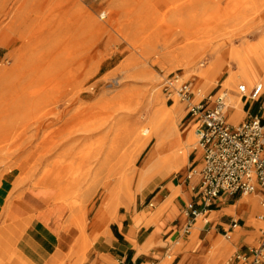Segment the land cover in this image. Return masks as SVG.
Listing matches in <instances>:
<instances>
[{
	"label": "rangeland",
	"instance_id": "1",
	"mask_svg": "<svg viewBox=\"0 0 264 264\" xmlns=\"http://www.w3.org/2000/svg\"><path fill=\"white\" fill-rule=\"evenodd\" d=\"M58 2L64 12L47 0H0V14L8 12L0 19V29L9 27L12 43L9 49L0 46V67H17L12 81L18 92L12 97L26 104L11 124L10 116L0 112V124H5L0 129L4 258L38 210L23 204L27 197L77 209L81 213L74 221L84 234L87 203L88 214L102 210L111 226L121 214L150 205L157 185L178 183L187 174L200 158L196 125L190 124L184 102L176 99L173 105L167 100L163 82L169 74H178L205 95L226 90L228 115L237 114L235 124L251 115L246 113L251 102L241 97L239 85H264V0H123L117 10L116 0ZM103 13L107 16L101 18ZM215 57L218 63L202 76ZM241 58L250 71L239 64ZM249 72L250 85L244 78ZM238 98L240 109L233 105ZM263 100L252 104L262 105ZM259 110L262 116L264 108ZM41 121L45 123L37 135ZM170 121L181 137L169 141L167 153L184 150L182 159L170 166L165 157L157 159L140 187V173L156 144L153 138L136 156L141 130ZM7 175L15 180L7 182ZM87 188L88 199L83 197ZM12 193L22 204L7 217L3 210ZM180 193L177 188L174 196ZM211 214L204 217H210L221 234V226L228 228L224 223L239 218L234 211ZM254 225L259 229L264 223L254 220ZM14 231L18 235L10 243ZM200 242L194 241L195 250ZM249 244H255L253 238ZM82 245L77 257L85 259L92 243Z\"/></svg>",
	"mask_w": 264,
	"mask_h": 264
},
{
	"label": "crops",
	"instance_id": "2",
	"mask_svg": "<svg viewBox=\"0 0 264 264\" xmlns=\"http://www.w3.org/2000/svg\"><path fill=\"white\" fill-rule=\"evenodd\" d=\"M263 97L264 92L261 99ZM261 99L252 102L259 103ZM252 102L246 113L259 114V109L264 108V100L262 105ZM189 122L196 125L194 120ZM195 151L199 153L196 149ZM199 161L200 158L193 164ZM10 175L6 176L10 179L7 182L15 180H11ZM195 182L196 178L188 179L185 174L178 183L171 180L157 185L155 189H160L151 198L152 205L121 214L111 226L106 217H101L102 210L100 213L90 211L88 214L87 203L84 234L74 221V215L81 213L77 209L73 210L67 204L56 201L49 205L39 204L36 199L27 197L23 204L36 207L39 211L25 225L7 257H0L4 264H225V260L237 247L249 244L251 238L255 244L259 242L262 227L257 229L254 220L264 223L258 219V215L264 212L261 206L254 208L243 203L244 196L235 197L236 199L222 197L211 212L236 213L242 223L232 231L235 240L232 241V237L228 239L225 233L217 232V224L213 227V223L208 222L197 228L201 242L199 249L195 250L193 244L196 240L193 239L192 230L198 223V218L188 234L183 232L187 221L184 206L192 199L191 186ZM170 183L174 188L169 186ZM177 188H180L181 193L174 196ZM254 196L258 201V196ZM83 197L88 199V188ZM233 199L235 203H228ZM19 201L16 198L18 208L11 215L19 211L22 204ZM7 204L8 201L5 202V207ZM224 224L229 226L230 223ZM221 227L223 232L228 231L225 226ZM222 236L226 237V242L222 240ZM88 241L92 245L86 251L85 259L78 258L82 244L88 245ZM226 255L228 256L225 258Z\"/></svg>",
	"mask_w": 264,
	"mask_h": 264
},
{
	"label": "built area",
	"instance_id": "3",
	"mask_svg": "<svg viewBox=\"0 0 264 264\" xmlns=\"http://www.w3.org/2000/svg\"><path fill=\"white\" fill-rule=\"evenodd\" d=\"M263 87L258 83L249 89L241 84L238 89L242 98L252 102L261 99ZM163 92L172 104L176 99L186 104L187 118L194 120L198 137L195 149L200 161L187 172L188 179L196 178V182L191 186L192 199L184 206L187 221L183 232L188 234L196 218L211 212L222 197L257 195L264 209V117L250 115L235 124L229 119L226 90L205 95L178 74L165 78ZM258 219L264 222V212ZM239 222L232 218L225 232L228 239ZM225 264H264V226L257 244L238 248Z\"/></svg>",
	"mask_w": 264,
	"mask_h": 264
},
{
	"label": "bare ground",
	"instance_id": "4",
	"mask_svg": "<svg viewBox=\"0 0 264 264\" xmlns=\"http://www.w3.org/2000/svg\"><path fill=\"white\" fill-rule=\"evenodd\" d=\"M47 1L50 3L51 2L55 3L56 9L58 11H63V12L65 11L64 6L62 4H60L58 2V0H47ZM121 1H123V0H116V2L114 4V8L116 10L121 5L120 4ZM158 8H160V6ZM109 13L110 12H108V15H109ZM7 15H8L7 11L2 12L0 14V19L6 17ZM106 16H107L106 13H103L101 15V18H104ZM7 28H9V27H7ZM7 28L4 27V28L0 29V46L6 47L9 49V48H11L12 43L7 37V33H6ZM12 56H13V52H10L8 57H12ZM218 60H219V58L215 57V60L201 71L202 76L209 74L212 71V68L218 63ZM174 62L178 63L179 59L174 60ZM238 62L245 70H247V72L250 71L248 63L243 58L238 60ZM16 68L17 67H11V68L0 67V112L6 113L7 117L10 116V118H11V120L9 121L10 124L12 123V117L14 116V114H18V112L26 105L25 102L22 99H20L19 96L12 97L15 93L18 92L17 91L18 85L14 81H12V78L14 76V72H15ZM244 78L247 80L249 85L252 83V79H250V78H252V75L250 74V72H249V74L246 73ZM150 92H151L150 95L152 96V98H154L152 91H150ZM240 104H241L240 98L233 100V105L237 106L239 109L241 108ZM68 112H69V109H67L64 112V114H62L59 118H62L63 116L65 117L68 114ZM236 118H237V114H232L229 117L230 121H232V122L238 121V120H236ZM40 123H38V126H37V129H38L37 135L41 134V127L44 126L45 122L41 121ZM4 126H5V124H3V123L0 124V129L4 128ZM177 129L178 128H177L176 124L173 121H170V122H167L164 126L159 125L155 122L154 124L152 123L151 127H149V126L144 127L141 130L140 136L143 138H142L141 143L139 144V146L136 150V156H139L142 153V151L149 144L150 140H152L153 138H156V144L146 159V162L144 164V172L140 173V178H139V186L140 187H142L143 184L147 181L148 173L152 169V167L155 164L157 159L165 157L164 158L165 164L168 166H170V164L172 165L173 163H178V161H180L182 159V154H184V150H180L179 152L175 151V152H173L172 155H169V156L167 153L168 150L171 148V144H170V143H172L171 141L174 138H175L174 142L176 141V139H177V141L179 140L180 135H178ZM66 137H68V135ZM69 139H70V137H68V140ZM169 141H170V143H169ZM16 198H17V196H15V193H12V195L9 197L8 204L4 210V213L7 215V217H9L10 214L12 212H14L15 210H17V208H18L17 204H16ZM242 202L245 204H248V205H252L254 208L259 207L258 201L256 200V198H253V197L246 196L243 198ZM214 213H216V212H212V214H214ZM105 216L106 215L103 212L101 217L104 219ZM210 220H211L210 217L205 218L204 215H202V214H200L198 216V223L195 225V227L192 230L194 240L198 239L197 228L201 227L206 221H210ZM109 234H110V232H109ZM16 235H18V233L14 231V234L12 235V237L9 238L10 243L13 241V239H14V237H16ZM0 264H4L3 259L1 257H0Z\"/></svg>",
	"mask_w": 264,
	"mask_h": 264
}]
</instances>
